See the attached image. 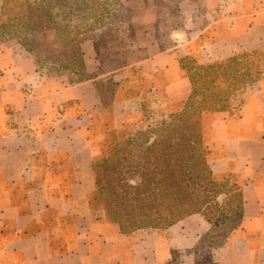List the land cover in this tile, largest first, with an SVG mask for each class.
I'll list each match as a JSON object with an SVG mask.
<instances>
[{
  "label": "crops",
  "instance_id": "obj_1",
  "mask_svg": "<svg viewBox=\"0 0 264 264\" xmlns=\"http://www.w3.org/2000/svg\"><path fill=\"white\" fill-rule=\"evenodd\" d=\"M225 3L180 0L178 20L170 26L175 42L150 38L148 55L135 63L154 65L163 86L147 74L146 89L126 99L116 95L133 66L75 81L68 73L43 72L38 55L19 41L0 40V264H264V0ZM144 11L134 20L154 31L171 25L175 15L157 7ZM82 52L92 72L96 49L84 42ZM249 53L260 55L259 71L232 97L239 102L217 112L206 131L213 173L238 181L235 228L225 235L194 213L165 228L124 233L91 208L92 132L98 128L96 136H105L100 120L106 112L110 126L119 129L145 92L185 98L189 79L181 56L214 62ZM99 79L114 86L110 101L97 88Z\"/></svg>",
  "mask_w": 264,
  "mask_h": 264
},
{
  "label": "rangeland",
  "instance_id": "obj_2",
  "mask_svg": "<svg viewBox=\"0 0 264 264\" xmlns=\"http://www.w3.org/2000/svg\"><path fill=\"white\" fill-rule=\"evenodd\" d=\"M179 1L7 0L3 10L5 26L4 30H0V40L24 42L37 51L43 72L68 73L75 81L87 76L108 77L110 72L119 67L133 66L129 67L128 82L126 81L116 95L118 99H126L135 91L146 89L147 74H155L156 83L163 86L164 75L161 71H155L154 65H139L138 67L135 63L148 55L147 46L144 44L148 43L150 38L153 37V40H159L161 43H170L171 46L175 42L169 36H174L170 26L174 28L175 22L178 20ZM226 1L228 0H216L220 7H226ZM3 3L4 1L0 0V6ZM210 5L215 6L216 3H210ZM210 5L208 4V6ZM29 6L32 7L31 10L25 12L24 9ZM205 6L207 7V3ZM147 7L151 10L157 7L160 11H173L175 15H171V25L163 30L144 29L146 26L138 24L134 20V16L139 11L144 14L146 11H142ZM149 12L147 11L146 14L152 16L150 14H153V11ZM24 13L28 15H26L27 18L21 17ZM33 23L38 24L36 29H34ZM84 42L92 43L96 49L98 55V59L95 61L96 73L93 69L92 72L87 71L82 52ZM171 46L163 49L178 50ZM51 51L54 53L51 54ZM259 57L260 55L257 53H249L214 62H202L194 54L186 57L181 56L180 66L189 79L185 98L171 96L169 100L157 92L151 97L145 92L140 108L126 113L124 127L120 126L116 134L120 135L125 131V136H134L141 140L145 135L142 136L140 133L151 128L149 136L151 138L153 136L160 137L159 127L173 120V116L181 115L182 112L188 110L187 107L192 105L196 110L190 118H200L203 141L209 148L206 142L212 137L210 133L206 135V131L211 126L213 117L217 112L230 111V104L236 105L239 102L237 99L232 101V94L242 90L248 81L247 76L255 74L259 69L257 63ZM234 74L238 77H230ZM96 85L106 100L110 101L114 86L103 79L96 81ZM198 110H201L199 114L196 112ZM110 119V113L106 112L100 120L106 125L104 127L105 136L97 137L98 128L93 129L96 147L94 163L99 164L102 158L110 157L113 153V144L116 139L112 133L108 132L112 129L109 124ZM212 155L214 154L211 150L209 161ZM211 177L220 184L227 183V187L230 186V198L229 194L220 195L219 204L222 205L220 209L223 208V212L227 209H230V212L236 210L238 192L231 189L238 187V181L226 174H213ZM230 182L233 185H230ZM223 191L225 190L223 189ZM225 192L228 193V189ZM99 206L101 205L99 204ZM215 228L223 231L225 235L230 232V228L228 230L219 226Z\"/></svg>",
  "mask_w": 264,
  "mask_h": 264
},
{
  "label": "trees",
  "instance_id": "obj_3",
  "mask_svg": "<svg viewBox=\"0 0 264 264\" xmlns=\"http://www.w3.org/2000/svg\"><path fill=\"white\" fill-rule=\"evenodd\" d=\"M3 1L0 30L5 26L3 10L7 0ZM31 8L29 6L24 11ZM26 15L24 13L21 17L27 18ZM33 27L36 29L38 24L33 23ZM21 43L37 55L34 48ZM254 75H248L246 83L253 81ZM187 108L159 127L160 137L151 138V128L140 133L145 135L141 140L125 136V131L117 135L118 129L108 130L116 139L113 153L102 158L99 164L92 163L95 188L88 198L91 208L102 211L121 232L165 228L194 213L202 214L212 225L226 230H232L239 222L240 192L235 190L236 187L231 189L238 192L236 210L223 212L220 195L229 194L230 186L211 177L214 174L209 161L211 150L204 144L200 118H190L196 108L192 105ZM200 111L196 112L199 114ZM223 189H228V193Z\"/></svg>",
  "mask_w": 264,
  "mask_h": 264
}]
</instances>
